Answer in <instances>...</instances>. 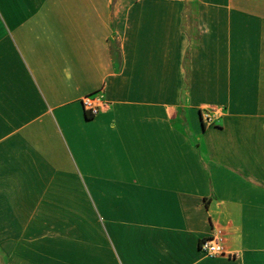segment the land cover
<instances>
[{
  "label": "crops",
  "instance_id": "0c3cea01",
  "mask_svg": "<svg viewBox=\"0 0 264 264\" xmlns=\"http://www.w3.org/2000/svg\"><path fill=\"white\" fill-rule=\"evenodd\" d=\"M0 256L264 264V0H0Z\"/></svg>",
  "mask_w": 264,
  "mask_h": 264
},
{
  "label": "built area",
  "instance_id": "2783aa9c",
  "mask_svg": "<svg viewBox=\"0 0 264 264\" xmlns=\"http://www.w3.org/2000/svg\"><path fill=\"white\" fill-rule=\"evenodd\" d=\"M82 105L89 116H96L109 107V102L104 98L103 89L94 94L82 98ZM201 120L204 126H212L221 116L222 110L214 107L201 109ZM199 250L208 258H215L225 255V251L218 234H212L202 238L199 243Z\"/></svg>",
  "mask_w": 264,
  "mask_h": 264
},
{
  "label": "rangeland",
  "instance_id": "374dc122",
  "mask_svg": "<svg viewBox=\"0 0 264 264\" xmlns=\"http://www.w3.org/2000/svg\"><path fill=\"white\" fill-rule=\"evenodd\" d=\"M0 264H3V261H2V259H1V256H0Z\"/></svg>",
  "mask_w": 264,
  "mask_h": 264
}]
</instances>
